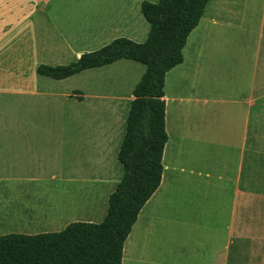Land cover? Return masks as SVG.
<instances>
[{
	"label": "crops",
	"instance_id": "1",
	"mask_svg": "<svg viewBox=\"0 0 264 264\" xmlns=\"http://www.w3.org/2000/svg\"><path fill=\"white\" fill-rule=\"evenodd\" d=\"M142 1L0 0V235L22 233L24 221L68 224L53 207L24 208L23 184L117 175L107 151L121 143L145 64L121 58L63 79L37 67L68 64L118 37L144 41ZM182 55L164 79L161 181L124 241L121 264H264L260 250L248 254L260 241L253 219L264 193L247 171L264 135V0H209ZM118 63L136 72L126 93L64 83ZM86 98L94 100L87 111Z\"/></svg>",
	"mask_w": 264,
	"mask_h": 264
},
{
	"label": "trees",
	"instance_id": "2",
	"mask_svg": "<svg viewBox=\"0 0 264 264\" xmlns=\"http://www.w3.org/2000/svg\"><path fill=\"white\" fill-rule=\"evenodd\" d=\"M208 1L144 0L141 11L150 25L144 41L118 37L68 64L38 65L39 74L54 79L121 58L139 61L146 69L133 90L117 153L123 174L108 195L104 217L72 221L58 231L0 235V264H121L124 241L161 181L167 140L165 75L182 62V48Z\"/></svg>",
	"mask_w": 264,
	"mask_h": 264
},
{
	"label": "rangeland",
	"instance_id": "3",
	"mask_svg": "<svg viewBox=\"0 0 264 264\" xmlns=\"http://www.w3.org/2000/svg\"><path fill=\"white\" fill-rule=\"evenodd\" d=\"M120 64L114 65L113 68L103 67L87 70L77 77L66 79L64 83L67 84L66 87H80V85H83L84 90L80 88L83 92L126 93L131 87L136 72L135 70H127V68L122 70ZM139 64L136 66H143ZM93 102V99L86 98V111L89 110V105ZM83 110L84 108H81V111ZM113 119L111 117L102 122L111 124ZM87 122L89 123L90 119H87ZM96 122L98 125L100 120L96 119ZM119 143L116 146L113 143L107 151L108 162L106 161V163L109 173L117 168L119 169L117 175L114 178L112 177L113 179L103 177L102 180V177L92 178L87 174L85 179L80 181L54 180L48 183H25L23 184L24 208H29V205L38 207V212L45 214L48 209L51 211L53 207L56 212L61 214V223L65 224L72 221H100L106 213L108 195L115 188L120 179V174H122V166L117 160ZM256 149V151L253 149L249 151L250 157L254 156L255 158L253 157V164L248 165L247 171L248 175L256 177L257 181L251 183L255 187L253 189L261 190L264 193V135L262 145ZM100 173H102V170ZM261 202L262 212L259 216L256 215L257 219H253L258 224L257 234L260 241L254 245V250L249 251L248 254L259 256L258 250H260V256L264 257V196ZM32 227L35 230H27ZM58 227L59 224L28 223L24 221L22 233L44 232V229L58 231Z\"/></svg>",
	"mask_w": 264,
	"mask_h": 264
}]
</instances>
